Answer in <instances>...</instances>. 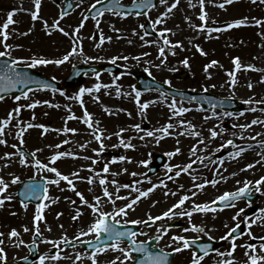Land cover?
Here are the masks:
<instances>
[{
	"label": "rangeland",
	"instance_id": "obj_1",
	"mask_svg": "<svg viewBox=\"0 0 264 264\" xmlns=\"http://www.w3.org/2000/svg\"><path fill=\"white\" fill-rule=\"evenodd\" d=\"M59 4L54 5L51 0H42L40 15L51 23L60 15V5L63 0H58ZM75 4L74 11L61 20L60 25L66 31L71 33L73 29L79 24L85 11L90 7L94 0H72ZM131 0H123L128 3ZM172 0H169L171 3ZM222 0H205V10L208 13L207 26L211 28H221L222 31H199L190 26V24L199 25L202 22L198 19L200 6L199 0H179L177 8L173 10L168 17L165 18L163 24L156 25L153 29L157 35L154 37L145 36L141 31V25L146 21L150 24L165 11L166 6L160 5L154 10L147 13V16L136 17L135 15L121 20L112 15H103L99 18L100 25L97 29L94 20H86L85 26L80 30L79 36L81 37L80 44L83 48V54H74L68 61L63 64L56 65L54 63L47 65H38L32 67L33 70L41 72L51 78L55 77L60 83L75 65L80 64H102L112 62V57H118L115 65L120 67V72L116 75L99 76V80L95 76H87L85 80L79 85L64 86L63 95L31 92L28 98L21 96L17 101L15 97L6 98L0 101V119L6 118L9 111L20 105H27L36 100L49 101L53 106L47 104L37 105L33 109L23 107L19 117L15 118L11 125L6 129L7 144H0V156L5 152H15L16 155L11 157L10 160H0V176L9 183V189L6 194L13 195L12 201H6L3 207H0V232L5 233L3 239L5 240L4 247L7 252V264L24 256H27L26 245L32 242V234L35 231L34 217L37 211V205H32L24 208L16 199V192L19 188V183L23 179L31 178H45L55 179V174L47 172L44 169H37L31 162L27 165L19 164V153L16 149L12 148L13 144L18 147L24 148L27 152L31 153L36 149H41L37 152L36 158L41 160L42 163L49 164L50 167H56L62 174L68 175L72 172H79L80 177H94L95 183L89 184L85 179L73 178L76 191L81 192L84 197L90 202H94L93 198L100 195L103 198V188L99 184V179L104 177L108 180L107 187L110 192L116 193V186L111 183L115 180L118 184L131 185L134 181H141L136 187L141 190H146L153 184H157L154 178H148L146 175L147 165L151 161L152 154L173 152L177 147L180 152L174 156L169 157L167 165L172 166V179L166 181L167 184L180 185L185 184L182 189L168 188L166 191L159 189L160 186L155 188V192L151 193L146 199L140 200L135 206L134 211H129L127 217H118L123 223L125 220L141 219L151 214L153 216L161 214L167 208L180 199L184 194H188L186 190H193L191 186L196 183H202L206 178L212 176L213 172L204 169L202 166L194 168L199 163L197 158L201 155L213 152L218 149L220 145L224 144L228 139L235 136L243 146H245V154L249 164H254L253 168L248 171L254 182L264 176V159L261 154L264 153V147L260 146L259 141L264 139V125H252L251 128L241 130L234 128L233 125L250 124L253 119L259 118L264 120V116L260 113L250 111L253 107L245 104L246 113L241 116L233 118L215 117L209 113H199L191 107L185 108L190 111L180 115H173V110H169L165 102L160 103V96L158 94L149 93L140 97V102H149V107L141 113L136 103L135 95L131 92V81L129 76L134 70L133 64L138 63L142 54L147 53L146 59L149 64H145V71L153 78L165 82L169 81L170 85L176 88L193 89L195 91L207 90L212 93L221 92L225 96H233L240 99L242 102L249 98L256 100L264 99V83L261 78L264 77V25L257 26L252 23L242 25L240 27H233L228 29V23L236 19L244 17L264 20V4L253 3L252 0H237L233 4H226L224 8L218 5ZM195 5V7L190 6ZM76 5H79L77 7ZM29 9L34 10L32 0H0V25L7 18V13L16 10L13 19L17 23L10 26V31L14 34L9 39L8 43L13 44L12 55L13 57H30L39 56L49 60L62 59L65 54L71 51L73 46V37L64 36L59 31H52L49 35L46 33L42 20L33 21L29 13ZM190 17V22L185 20V17ZM120 17V16H119ZM172 29V33H167L169 40L175 43L180 41L183 47L171 48L165 46V57H161L159 48L164 46L163 40L159 36V30L163 28ZM31 29L28 35H19ZM119 29V31H116ZM135 30V35L133 34ZM103 33L105 37H112L109 41L105 39L103 44H100V34ZM120 36H123L121 38ZM143 37V39H141ZM151 42V43H148ZM16 45L21 47L17 48ZM97 45H100L97 47ZM196 45L203 49L206 55L201 54L197 50ZM0 50H3L0 47ZM175 52L173 55L172 53ZM199 54V55H197ZM127 56L128 59H119V57ZM203 56V57H202ZM93 57L95 59H88ZM233 57H239L242 65H254L256 70H245L241 68L236 73L237 83L235 87L230 86V77L228 72L234 70ZM10 58V57H9ZM187 58L189 64L185 66L182 61ZM202 58L204 60H202ZM161 60L165 62L161 64ZM212 60L218 61L217 65L208 69L211 73V78L205 73V65L209 64ZM199 64V65H198ZM202 64V65H200ZM26 66L21 64L20 66ZM160 65V67H156ZM227 68V69H226ZM181 70H185L189 74V78L185 81L177 80L175 74ZM142 71V70H141ZM115 83L113 84V81ZM248 82H251L254 87L249 89ZM96 83L103 85H111V87H102L98 92L84 93L81 100L75 99L76 94L80 88H92ZM215 85V87H213ZM117 87L120 94L117 95ZM128 88V89H127ZM129 90V92H128ZM128 94H127V92ZM98 96L99 100L94 97ZM170 103V102H169ZM54 105H59L55 107ZM177 108H180L176 104ZM105 108L110 109L112 114L105 111ZM85 109L91 114L93 121H99V127L103 131V151L94 152L93 149H100V142L96 141L92 135V129H89L83 123V115ZM131 113V115H128ZM33 115L35 119H33ZM69 116H74L73 119H68ZM205 117H209L205 119ZM19 120L22 124L32 123L34 125H45L49 131L44 133V130L39 127L28 129L24 134L25 143L21 145L19 140L15 137L17 129L14 125ZM184 120L190 122L195 126V131L200 133V136H192L188 134L191 129L187 128V124L181 125L179 122ZM227 125H225V123ZM149 125L147 131H153L163 127L167 123H172L174 128L169 129L170 135L164 136L163 139L156 142V138L162 136V133L154 132V136H145L143 140L140 139L144 135V124ZM139 124L143 131H137L133 126ZM78 129L76 133H63L55 131L56 129H63L64 127ZM223 128L224 131L220 132ZM120 129H124L120 136L115 133ZM209 129L216 130L219 134L215 138H211ZM43 133V134H42ZM257 133L262 135L257 136ZM256 136L253 140L251 137ZM243 137V138H241ZM123 139L126 143L135 145V148H124L120 144ZM203 139L204 143H198ZM68 140L69 143L62 144V141ZM87 143V147L81 148V144ZM179 142V143H177ZM60 144V149H56L55 145ZM115 145V147H114ZM196 146L197 151L195 155H191V149ZM251 145V147H249ZM138 154L132 155L135 150ZM148 150V152H146ZM56 151H70L75 154V157H62L55 163L51 162V156ZM105 151L120 152L121 156L130 158V160L120 161L119 159L109 158L103 154ZM135 152V153H137ZM182 157L179 158V156ZM89 157L84 159L83 157ZM95 160V163H93ZM115 160V162H113ZM141 161L147 163L142 164ZM190 162L192 168L188 173L182 172L179 177L175 176V171L178 170L176 166H183ZM99 163V164H98ZM8 165L5 167V165ZM105 164H108L109 172L102 171ZM92 171H89V169ZM127 169V171H124ZM168 169L165 167L161 174L166 176ZM137 173L133 176L132 173ZM116 173L117 175H113ZM99 174V175H96ZM219 174H228V168L222 167ZM19 177L16 184H11L12 177ZM192 176L198 177L196 181L192 180ZM66 181H61L57 186L55 184L48 185V196L51 199L45 200L43 203L47 205L43 209V220L39 221V228L42 235V241L37 245L38 256L34 263L39 264L41 255L49 256L48 251L53 248V245L47 243V240L59 241L63 235H67L72 242H76L74 237L81 231H87L88 227L94 222L96 214L92 209L85 204H82L76 192L68 188ZM91 189V191H89ZM67 192V193H65ZM131 192L132 197L138 195L132 190L121 188L119 191L120 196H129ZM168 192L169 195H165ZM175 192L176 195H171ZM211 195L195 196L194 200H189L183 207L184 210H191L193 201L196 203H204L210 199ZM103 209L111 212L113 205L107 202V198H103ZM73 201L75 203H73ZM127 200H116V207L123 206ZM153 202H156L155 204ZM264 208V207H262ZM77 210L81 215L77 220L72 217L77 214ZM176 211H179L176 210ZM12 213H15L13 215ZM61 213L62 215H57ZM205 216V217H204ZM210 220V221H208ZM184 227L190 228L188 217L185 216ZM191 223L203 226L205 235H215L213 232L221 224H218L216 219H211L207 215H193ZM127 224V223H125ZM217 224V225H216ZM63 225V227H61ZM161 225L166 226V220L156 222V226L149 231L150 236L157 235L156 229ZM255 228H259L261 224H253ZM24 227L29 229L28 232L24 231ZM15 228L20 233L19 239L25 241L19 247L13 246L12 242L8 239L7 233ZM262 232L264 231V224H262ZM50 229V230H49ZM184 229V228H183ZM181 230H170L159 242L158 247L165 251L171 252L168 245L171 243L173 235H184L185 237L192 232H184ZM94 234L88 236H81L80 241L92 239ZM63 242L61 241V244ZM122 247H126L121 243ZM176 245H172L175 247ZM257 245V251H259ZM57 249V248H56ZM80 253L82 255L81 261H76L75 255ZM91 252H84L79 248H71L60 252L62 258L59 261L49 259L45 260V264H92L90 259ZM120 256L123 259V254L117 251L107 250L103 253H98V264H109V261L115 257ZM50 257V256H49ZM191 254L186 250L180 253H173V264H189ZM130 260L125 261L128 264ZM204 264V263H202ZM206 264H217L216 261H207Z\"/></svg>",
	"mask_w": 264,
	"mask_h": 264
},
{
	"label": "snow or ice",
	"instance_id": "obj_2",
	"mask_svg": "<svg viewBox=\"0 0 264 264\" xmlns=\"http://www.w3.org/2000/svg\"><path fill=\"white\" fill-rule=\"evenodd\" d=\"M33 4H34V10L29 9V13L31 15V18L33 21L36 20H42L43 22V27L46 31L47 34L51 35L52 31H59L61 32L64 36H72L73 37V41H72V48L71 51H69L67 54H65L63 56L62 59H55V60H49L47 58H43V57H39V56H30V57H13L12 55V50H13V44L8 43L9 39L12 37V35L14 34L13 31H10V26L17 23V21H15L13 19L14 15L16 14V10H12L9 11L7 13V18L6 20L3 22L2 25H0V47L3 48V50H0V57H10L11 58V63L8 64L7 62L5 63V65L3 66L2 69H0V92H6L12 88H15L18 84H27L30 81V77L26 74V73H21L16 71V67H18L21 64H25L27 67H36L38 65H47V64H51L54 63L56 65H60L63 64L64 62L68 61L69 58L74 55V54H83V48L80 44V40L81 37L79 36L80 30L85 26V21L89 19V15H83V18L81 19V21L79 22V24L73 29V31L71 33H69L68 31L65 30L64 27H61L60 22L61 20L64 19V17L66 15H68V11L67 9L72 8V4L70 2H67L66 4V9L64 11H61L60 15L58 18L54 19L51 23L48 22V20L44 19L43 17H41L40 12H41V6H42V0H32ZM211 2V0H210ZM233 2V0H222V2L218 5L220 8H224L226 4H231ZM253 3H256L257 0H252ZM81 3H83V0H81ZM103 3V0H94V2L90 5L88 12L91 15V18L93 20L96 21V26L97 29H99V25H100V20L98 19V17H102L105 11L108 12H113V14L115 15H119L121 18H125L127 13L123 12V11H117V9H119L121 6L119 4V0H107V3L104 4L103 8L97 9V5H100ZM134 3V7L137 9H151L152 7H154L152 0H139V2H137V0H133ZM179 3V0H172L171 3H169V0H159V4L160 5H165V11L163 13L160 14V16H158L152 23H151V27L153 29L156 28V25L159 24H163L165 22V18L169 16V14H171L173 12L174 9L177 8V5ZM259 3L264 4V0H259ZM77 7H79V5H76ZM190 6L195 7V5L190 4ZM199 6H200V12H199V16L198 19L202 22L199 25H195V24H190L191 27H193L194 29H197L199 31H207L208 33H211L213 31L219 32L222 31L223 29L221 28H211L207 26V18H208V13L205 10V0H199ZM137 16L141 15V12H136L135 13ZM145 16H147V12L143 13ZM185 20L189 21L191 20L190 17H185ZM249 23H252L254 25L257 26H261L264 25V20L262 19H257L255 17H252L251 19L248 17H244L241 19H236L233 20L232 22L227 24V28L231 29L233 27H240L242 25H248ZM141 27H145V25H141ZM116 31H119V29H116ZM31 32V29H29L26 32L23 33H18L19 35H28ZM167 33H172L174 35V33L172 32V29H169L167 27L160 29L159 30V36L162 38L163 40V45L162 47L159 48V53L161 57H165V46H171V48H176V47H183V44L180 41H176L175 43H173L172 41L169 40L168 36L166 35ZM133 34L135 35V30H133ZM145 35H148L147 32H145ZM105 39L107 40H111L112 37H105L103 35V33L100 34L99 40H100V44H103ZM141 39H143V37H141ZM151 43V42H148ZM100 45H97V47H99ZM15 47L19 48L21 47L20 45H16ZM196 48L198 51L201 52V54L206 55V53H204L203 49L200 48L199 45H196ZM173 55L175 54V52L172 53ZM143 55H148L147 53H144ZM88 59H95L93 57H89ZM112 62L115 63V61L118 59V57H112ZM119 59H124L127 60L128 57L124 56V57H119ZM136 59H139V57H136ZM165 61L161 60V64H163ZM182 63L187 66L189 64V61L187 58H185ZM218 61L216 60H212L209 64L205 65L204 71L205 73L208 74L209 78H211V73L208 72V69L211 68L214 65H217ZM233 64H234V70L228 72V76L230 77V86L231 87H235L236 83H237V78H236V73L238 71L241 70V68H244L245 70H256L254 65H242L241 64V60L239 57H233ZM156 67H160V65H156ZM145 71H148L147 69H145ZM96 78L97 80H99V73H96ZM53 79H55V77H53ZM261 82L264 83V77L261 78ZM115 83V80L113 81V84ZM165 83H170L169 81H165ZM42 88H53L52 85L50 84H42L41 85ZM102 87L104 88H108L111 87V85H103L101 83H96L92 88H80L79 92L76 94L75 99L77 100H81V97L84 95V93H92L94 91L98 92ZM213 87H215V85H213ZM247 87L249 89H252L254 87V85L251 82H248ZM29 91H31V89H29ZM29 91H25L22 93V96L24 98H28L29 95ZM53 91H56L55 88H53ZM120 94V90L117 87V95ZM4 96L0 95V101L4 100ZM15 99L17 101H19L21 99V96H16ZM95 100H99V97L96 96L94 97ZM135 99H136V103L138 105V108L140 110L141 113H143L148 107L150 103H154L152 101L149 102H144L141 103L140 102V92L136 91L135 92ZM195 99V98H193ZM47 104L49 106H53L49 103V101H40V100H36L33 103H29L27 105H20L15 107L13 110L9 111L6 115V118L0 119V144H7V140H6V129L9 127V125L12 124L13 120L17 117H19V114L21 112V109L23 107H27L29 109H33L35 108L37 105L40 104ZM243 103L247 104V105H264V99H260V100H256L254 98H249L248 100L243 101ZM81 105L83 106V101L81 100ZM55 107H59V105H54ZM170 109L173 110V115H180L183 114L185 112L190 111V109L188 108H184V107H180L177 108L175 102H173L171 105H169ZM261 111H264V108L260 109ZM106 112H109V114L111 113L110 109L105 108ZM250 111L255 112L257 111V107L253 106L250 108ZM128 115H131V113H128ZM213 115H216V113H213ZM223 115L225 116H230L232 115V113H228L225 112L223 113ZM241 115H243V113H241ZM75 118L74 116H69L68 119H73ZM209 117H205V119H208ZM33 119H35V116L33 115ZM83 123L87 125V127L89 129H92V135L94 137V139L98 142H100V149H93L94 152L97 151H103L104 149V144H103V131L102 129L99 127L100 122L99 121H93V118L91 116V114L85 109L84 111V115H83ZM181 125H185L187 124V128L191 129V131L188 133L192 136H200V133L195 131V126L192 125L190 122H186L184 120H181L179 122ZM264 125V120H261L259 118L253 119L251 121L250 124H238V125H233L234 128H239L241 130L244 129H248L251 128L252 125ZM14 127L17 129V131L15 132V137L19 140V143L21 145H23L25 143L24 140V134L28 131V129H31L33 127H39L42 128L44 130V133H47L49 131V129L45 126V125H34L32 123H27L22 124L19 120H17V123L14 125ZM137 131H143L140 127L139 124H136L133 126ZM174 128V125L172 123H167L165 124L163 127H160L158 129H154L153 131H144V135L140 137L141 140L144 139L145 136L148 137H152L154 136V132H158V133H162L163 135L160 137L156 138V142L159 143L160 139H163L164 136L170 135L171 133L169 132V129ZM55 131L58 132H63V133H76L78 131V129L75 128H68V127H64L63 129H56ZM124 131V129H120L119 132L115 133L117 136H120V133H122ZM224 129L221 128L220 132H223ZM210 132V136L211 138H215L217 137V135L219 134L216 130L214 129H209ZM43 134V133H42ZM257 136L262 135L261 133H257ZM243 138V137H241ZM251 139L255 140L256 136L251 137ZM62 144H67L69 143L68 140L62 141ZM87 143L85 144H81L80 147L81 148H85L87 147ZM179 143V142H177ZM198 143L203 144L204 140L201 139L198 141ZM120 144L124 147V148H135L134 144L126 143L123 139L120 140ZM260 146L264 147V139L259 141ZM227 145H234V141L232 139H228L224 144L220 145V147H225ZM61 145L57 144L55 145L56 149H60ZM115 147V145H114ZM249 147H251V145H249ZM12 148L17 149V152H19V164L20 165H27L29 162H32L33 166L36 167L37 169H44L47 172L50 173H54L55 174V179H49L47 180V184H55V185H59L61 181H66L68 186L76 192V195L80 198V201L82 204L87 205L88 207H90L92 209V212L94 214H96V217L94 219V222L88 227L87 231H81L77 236L74 237L75 241L77 243L80 242V237L81 236H88L90 234H95V239L99 244L100 241V234H104L106 239L108 241H110V243L104 244L102 246H96L93 248L91 254H90V259L92 264H98V260H97V255L98 253H103L107 250H112V251H117L123 254V259H121L120 256L115 257L113 260L109 261V264H125V261H128L131 259L130 253L131 252H138V253H143V259L140 261V264H170V260H169V256L171 255V253H180L186 249H189L191 247V245L195 244L196 241L195 239H189L186 238L184 235H173L171 237V243L168 245L169 248H171V253L165 251L164 249H159L158 251H150L148 247H146V241H138L136 239L138 233L135 231H130V230H119L117 227H115V225H119L122 223V221L120 219H118V217H127L129 211H134V206L140 201V199L142 197H148V195L153 192L155 190L156 187H158V185L153 184L151 187H149L146 190H141L139 188L136 187L137 184L141 183V181H134L131 185L129 184H123L120 185L118 184L115 180L111 181V183L113 185L116 186V193H112L109 191L107 184L109 183L108 180L104 177H101L99 179V184L102 186L103 188V198H107V202L111 203L113 205L112 211H106L103 209L102 205L104 203L103 198L100 195H96L94 196L93 200L94 202L90 203L85 197L84 195L79 192L76 191L75 189V185L73 183V178H77V179H85L87 180V182L89 184H94L95 183V179L94 177L90 176V177H80L79 176V172H72L68 175L62 174L56 167H50L49 164L47 163H42L41 160L36 158L37 152L41 151V149H36V151H33L31 153H25L23 151H19V149L17 148L16 144L12 145ZM219 149H217L218 151ZM246 149L243 147L238 148V150H236L235 152H230L229 153V157L231 158H237L239 157ZM181 150L179 147H177L173 152H168L167 155L169 157L176 155L177 153H179ZM191 151V155H195L197 148L194 145L192 147ZM16 153L15 152H5L3 154V156H0V160H10L11 157L15 156ZM62 157H75V154L73 152L70 151H56L52 156H51V162L55 163L58 159L62 158ZM84 159H89V157H83ZM261 158L264 159V153L261 154ZM118 159L120 161H124L127 158L125 156H119ZM201 160V162H203L204 159H207V157L204 158H198ZM115 162V160L113 161ZM93 163H95V160H93ZM142 164L147 163L146 161H141ZM192 163L194 162H190L186 165L183 166H176L178 168L177 171H175V176L179 177L181 175L182 172L184 173H188L189 170L192 168ZM219 163L223 164V160H220ZM8 165L6 164L5 167H7ZM254 164H248L246 165V169H250L253 168ZM165 168L168 169V171L172 170V166L170 165H165ZM245 169V170H246ZM89 171H92V169L90 168ZM102 171L104 173H108L109 172V167L108 164H105ZM124 171H127V169H125ZM99 175V174H96ZM113 175H117L116 173H113ZM133 176H136L137 173L133 172L132 173ZM235 175V174H233ZM168 179H172V177H168ZM198 179V177L196 176H192V180L196 181ZM221 179L226 180L227 177H221ZM19 181V177H15L13 176L11 179V184H16ZM219 181L216 179H211V180H207L205 179L202 183L193 184V187L198 189V190H203L205 188V186L207 184H212V185H216ZM237 183L239 184L240 182L237 181ZM160 184L163 185V181H160ZM255 184V188H254V192L255 193H261L262 190H264V176L260 177V179L256 180L254 182ZM253 185V181H244L243 182V186L237 188L235 191H226L224 193H222L221 195H218L215 197L214 200H211L209 202H204V203H196L193 201V207L191 210H184L183 209V205L185 204L186 201H189L192 197L197 195V192H191V195L188 194H184L180 197V199L173 204L171 207L167 208V210L163 211L161 214L159 215H151L148 214L147 219H132V220H125L123 221V223H129L132 225H140V224H145L146 226H151L149 224V221H151L152 223H155L157 221H161L164 220L165 218H173L175 216H180V217H188L189 219V223H190V228H184L183 231L184 232H188V231H196L199 233H205V228L203 226L197 225L195 223H191V218L193 216L194 212H202V213H206V212H216L217 211V207L216 205L219 203L221 204L223 207H235V201L241 199V198H245L248 196H251L253 194L252 189L250 188V186ZM9 183L5 181V179L0 176V207H3L6 201H12L14 199L13 195L11 194H6L7 190L9 189ZM40 185L37 184H28L25 185V197L26 198H30V197H36L38 200H47V199H51V197L48 196V188L44 187L43 188V192L41 194L40 192ZM121 188L124 189H131L132 192H136L138 193V195L132 197L131 199H129V197L131 196V192L129 193V196H120L119 195V191ZM180 188H183V185H180ZM89 191H91V189H89ZM165 195H169L168 192H165ZM171 195L175 196L176 193L172 192ZM127 200L128 202L125 203L123 206L120 207H116V200ZM22 206L24 208L28 207V204L25 202H21ZM73 203H75L73 201ZM154 204L156 202H153ZM249 203H251V201H249ZM47 207L46 204L44 203H40L37 205V211H36V215L34 217V224H35V231H34V235L35 236H40L42 235L40 232V228H39V221L43 220V209ZM179 211H176L178 210ZM222 210V209H221ZM240 212H243V209L240 210ZM240 212H237V214L235 216H233V220H236L237 217H239ZM13 215H15V213H12ZM62 215L61 213L57 214ZM81 215L80 211L77 210V214L74 215L72 217V219L75 221L79 218V216ZM111 220V223L109 222ZM257 222H260L261 224H264V208H261L259 210V215L255 218L252 219L251 221H248V228L249 231L247 232V235L249 237H252L254 239H259L260 241H262V243L259 244V251H257V245L256 244H252V243H248L243 245V247H245L247 249V251L245 252V255L247 256V260L243 262V264H264V236H260V237H254V234L251 232V226L253 224H257ZM61 227H63V225H61ZM227 227V226H226ZM239 227V225H237L236 227L233 228H229L228 232L226 233L225 236H222L221 239H230L232 241L231 243V248L230 250L225 253L222 251H218L217 250V255L219 257H221L220 260L217 261V264H236V261L234 259V252L236 250V248L238 247V245L235 243L236 237L235 235H233L236 231L237 228ZM50 230V229H49ZM24 231L28 232L29 229L27 227H24ZM169 228L166 226L161 225L160 227H157L156 232L157 235L155 237H149V239H154L155 241L159 242L165 235L168 234ZM140 235H147V233H139ZM207 234V233H205ZM5 236V233L0 232V264H7V252H6V248L4 247L5 244V240L3 239V237ZM8 239L12 242L13 246L15 247H19L20 245H23L25 243V241H23L22 239H19L20 237V233L17 231V229L12 228L8 233H7ZM123 238H127L128 240V247H122L121 243H122V239ZM212 237L209 236V240H211ZM61 241L63 242V244L67 245L72 243V241L69 239V237L65 234L63 235L59 241L57 240H47V243H50L53 245L54 248H57L58 251L56 252V254L51 255L50 257L47 255H41L39 258V264H45V260L46 259H51L54 261H59L62 258H66V257H62L60 255V251H59V247H60V243ZM90 243V242H89ZM33 246H35L36 244V240L34 239L32 241ZM176 245L175 247H172V245ZM73 248H75V244L72 245ZM209 249H210V245L208 244H200L199 245V252L202 253L200 255L197 254V251H192L191 253V258L189 261V264H202V261L204 260V258L209 254ZM231 257L232 259H225L224 257ZM24 259L26 260L27 257H24ZM75 259L76 261H81L82 260V255L80 253H76L75 255Z\"/></svg>",
	"mask_w": 264,
	"mask_h": 264
},
{
	"label": "flooded vegetation",
	"instance_id": "obj_3",
	"mask_svg": "<svg viewBox=\"0 0 264 264\" xmlns=\"http://www.w3.org/2000/svg\"><path fill=\"white\" fill-rule=\"evenodd\" d=\"M225 125H227L226 122H225ZM232 140L234 141V145H230L229 147H221V148H224L225 150L224 153H218L217 156L216 155L213 156L212 159H209V157H211L212 155L211 153L203 154L200 156V158L207 157V159H204L203 162H201V160L197 158L199 160V163L196 164L194 167L196 169L202 166L204 169L208 171H212L213 172L212 176H209L206 179L207 180L216 179L219 182L216 185L207 184L203 190H198L194 188L193 185L191 186L193 190H186L188 192V195H191V192L193 191L197 192V196L211 195L210 199L206 201V202H209L211 200H214L216 196L221 195L222 193L226 191H229V192L235 191L237 188L242 187L243 182L246 180L253 181V185L250 186V188L253 191V194L251 196L241 198L235 201V207H223L221 204L218 203L216 205L217 207L216 212H206V213L198 212L194 214V215L211 216V219H216L218 224H221V226L217 227L215 231L213 232V234L215 235L202 236L201 233L195 231L193 233L188 234L187 236V238L198 240L201 243H206L209 241L214 242L212 246L216 248V250L214 253H211L204 258V260L202 261V263L204 264H206L207 261H212V260L216 261L217 263V261L221 259V257L217 255V250L225 252V253H227L230 250L232 241L230 239H221V237L226 235L229 228L236 227L237 225H239V227L237 228V231L233 234L236 237L235 243L238 245V247L236 248L233 254L236 264H243V262L247 260V256L245 255V252L247 251V249L243 247V245L248 244V243L259 245L260 243H262V241H260L259 239H254L247 235V232L249 231L247 222L251 221L252 219H255L259 215V210L262 207H264V190H262L261 193L254 192V188H255L254 180L248 174L249 173L248 171L250 169H246V165H248L249 162L246 158L245 151L237 158L233 159L229 157L230 152H235L240 147L245 148V146H243L235 136H233ZM165 157H166L165 162L162 168L160 169V171L163 170L166 164H168L169 156L166 154ZM180 157H182V155H180L179 158ZM220 160H223V164L219 163ZM222 167L228 168V174H223V175L219 174L220 169H222ZM160 171L155 176H148V178H154L157 180V184L158 186H160L159 189H163L164 191H166L167 187L172 188V189L174 188L182 189L180 188V185H183V187L184 186L189 187L188 185H185V184H180L177 186L167 184L166 181L168 180V177H173L174 174L172 173V171H167L166 176H164L160 173ZM221 177H227V179L223 180L221 179ZM160 181H163V185L160 184ZM237 181H239L240 183L238 184ZM154 192L155 191L151 193H154ZM143 199H146V197H142L140 200H143ZM194 199H195V196L192 197L190 200H194ZM249 201H251V203H249ZM187 202L188 201H186L185 204H187ZM241 209H243V212H240ZM237 212H240V215L239 217H237L236 220H233V216H235ZM141 219L146 220L147 217L141 218ZM164 220H166V226H167V224L173 221L183 222L185 220V217L175 216L171 219L165 218ZM259 224L261 223L259 222ZM127 225H130V224H127ZM137 226L139 227L137 230L138 235L136 237L138 241L147 242L150 240L149 237L156 236V235L155 236L149 235V231L156 226V222L151 223V227L149 228L143 227V224H140ZM183 226H184V222H183ZM183 226L182 228H184ZM262 230H263L262 224L257 229L255 228L254 225L251 226V232L254 234V237L264 236V231L262 232ZM189 232H192V231H189ZM139 233H147V235H140ZM209 236L212 237L211 240H209ZM187 251L189 254H191L192 251L194 250L188 249ZM224 258L232 259L231 257H227V256H225Z\"/></svg>",
	"mask_w": 264,
	"mask_h": 264
},
{
	"label": "water",
	"instance_id": "obj_4",
	"mask_svg": "<svg viewBox=\"0 0 264 264\" xmlns=\"http://www.w3.org/2000/svg\"><path fill=\"white\" fill-rule=\"evenodd\" d=\"M156 2H157V0H152L153 5H156ZM106 3H107V0L104 1L100 5H97V9L103 8L104 4H106ZM120 6L121 7L119 9H117V11H123L125 13H130L133 11H137V12L139 11L142 14L144 11L148 10V9H137V8H135L134 3L130 6H123V5H120ZM144 30L149 34L151 33L147 26L144 27ZM6 62L8 64H10L11 60L7 59L6 57L0 58V69L3 68V66L5 65ZM16 71L21 72V73H26L30 77V81L27 84H18L15 88H12L6 92H0V95H3L4 97L7 95H11V94L20 95L25 90H28L30 88L41 87L42 84H50L53 86V88H55V89L58 88V85L55 82L49 80L48 78L43 77L42 75H39V74H36V73L30 71V69H28V68H22V69L16 68ZM100 71H114V68L111 66H107V65L106 66H93V67H82V66L81 67H75L73 69L71 75L67 79V82L75 83L76 81L81 80L83 75L86 72L97 73ZM183 76H185V74ZM135 77L138 81L136 88L146 89L148 87H153V88H156L158 90H161L163 93H166L172 97H177V98H180V99L185 100V101H191L194 103H198L199 105H201L205 109L221 108L222 110H228V109H232V107L234 106V102L231 100L218 99V98H216L210 94H207V93L194 94L192 92L175 91L173 89L166 88L163 85L157 84V83L149 80L146 76H144L142 74H136ZM143 85H145V86H143ZM53 88H50V89H53ZM193 98H195V99H193ZM260 106L264 108V105H260ZM236 109L237 108H235V110ZM21 151L25 152L24 150H21ZM28 184L40 185L41 186L40 192L42 194L43 188H44V181H24L21 183V189L18 191L17 196L21 201L26 202V203L27 202L37 203L39 200L36 197L26 198L24 195L25 185H28ZM100 244L101 243L99 242V244L96 243L94 245H89V246H87L88 245L87 243L80 244V245L83 246L84 248H87V247L94 248ZM31 249H32V251H34V246ZM131 253L134 255L140 254V253L134 252V251ZM142 259H143V257L138 256V258L136 260H134L131 264H140V261Z\"/></svg>",
	"mask_w": 264,
	"mask_h": 264
}]
</instances>
